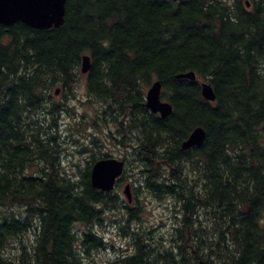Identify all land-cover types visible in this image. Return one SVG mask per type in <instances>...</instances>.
I'll return each mask as SVG.
<instances>
[{
  "label": "trees",
  "instance_id": "trees-1",
  "mask_svg": "<svg viewBox=\"0 0 264 264\" xmlns=\"http://www.w3.org/2000/svg\"><path fill=\"white\" fill-rule=\"evenodd\" d=\"M65 6L57 28L0 25V264H88L106 248L94 224L121 205L124 175L104 192L90 172L109 154L94 155L79 175L60 165L54 95L73 90L86 54L88 99L129 129L125 144L147 192L178 204L168 238L120 226L132 250L113 264H264V0ZM188 71L195 81L176 77ZM158 79L173 106L166 118L144 104ZM203 80L216 100L202 96ZM197 126L204 144L183 150ZM133 189L126 221L138 224L141 186Z\"/></svg>",
  "mask_w": 264,
  "mask_h": 264
},
{
  "label": "rangeland",
  "instance_id": "rangeland-1",
  "mask_svg": "<svg viewBox=\"0 0 264 264\" xmlns=\"http://www.w3.org/2000/svg\"><path fill=\"white\" fill-rule=\"evenodd\" d=\"M86 77L87 74L81 73L80 67L79 79L73 85V90L67 92L65 97L62 92L54 95L62 108L57 117L61 144L60 165L69 173L79 175L80 171L87 166V161L90 162L94 155L97 157L107 153L110 157L123 160L127 156L125 170L122 174L124 180L115 190L120 194L122 203L117 207L107 206L104 209L102 224H94V228L107 242L106 248L94 251L91 256L86 258L88 264H113L119 255L132 250L133 239H129L130 233L129 235L123 234V229L132 231L134 227L140 225L141 228L151 230L153 234L164 235L165 238H168L171 236L174 223L177 220L175 216L178 204L173 198L162 200V198H156L154 194L147 192L144 173L140 172L141 164L133 159L135 156L134 146L127 151L125 140L129 134L125 133L129 129L122 128L121 125L115 123L109 113L103 114L105 108L98 101L88 99ZM33 171L39 172V169L34 167ZM127 183L131 185L132 191H134L133 187L141 186L137 197H139L140 203L138 212L141 213L142 221L138 224L133 223L134 221L131 223L126 221L128 211L125 204L133 206L123 191ZM123 225L125 227L120 228ZM78 229L82 231L84 227L80 226Z\"/></svg>",
  "mask_w": 264,
  "mask_h": 264
},
{
  "label": "water",
  "instance_id": "water-1",
  "mask_svg": "<svg viewBox=\"0 0 264 264\" xmlns=\"http://www.w3.org/2000/svg\"><path fill=\"white\" fill-rule=\"evenodd\" d=\"M180 1V0H174ZM66 0H0V25L10 26L16 22H23L36 29L57 28L64 24L66 14ZM91 68V58L84 55L81 62V73L87 74ZM177 78L197 79L195 71L179 73ZM202 96L208 101L216 100V92L208 81H201ZM56 94L60 93L57 89ZM162 82L155 80L149 86L145 96V106L152 113L166 118L173 112L172 104L162 99ZM206 130L202 126L195 127L188 137L182 141L181 148L187 150L204 144ZM125 170V160L105 157L96 160L91 166V184L94 188L104 192L112 191ZM124 194L129 202L132 201L131 185L127 183Z\"/></svg>",
  "mask_w": 264,
  "mask_h": 264
},
{
  "label": "flooded vegetation",
  "instance_id": "flooded-vegetation-1",
  "mask_svg": "<svg viewBox=\"0 0 264 264\" xmlns=\"http://www.w3.org/2000/svg\"><path fill=\"white\" fill-rule=\"evenodd\" d=\"M60 94V93H59ZM58 95V94H57Z\"/></svg>",
  "mask_w": 264,
  "mask_h": 264
}]
</instances>
